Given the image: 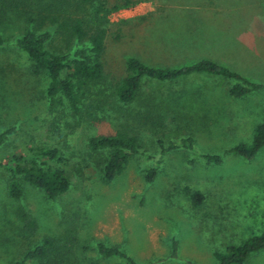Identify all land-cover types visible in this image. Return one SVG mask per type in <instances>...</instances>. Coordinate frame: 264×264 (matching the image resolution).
Listing matches in <instances>:
<instances>
[{
	"label": "rangeland",
	"instance_id": "obj_1",
	"mask_svg": "<svg viewBox=\"0 0 264 264\" xmlns=\"http://www.w3.org/2000/svg\"><path fill=\"white\" fill-rule=\"evenodd\" d=\"M110 21L108 78L92 89L76 117L63 105L50 106L48 73L35 75L25 51L0 47V133L13 129L0 144V158L25 152L28 143L76 154L67 166L71 187L56 200L29 183L22 198H12L9 173L0 166V264L20 258L46 236L61 245V264H128L100 255L99 242L122 244L141 264H216L215 250L264 231V147L252 159L225 154L239 142H251L255 126L264 122V90L234 97L233 79L207 73L172 81L147 78L124 104L109 84L122 77L131 56L158 67L208 58L264 83V0H138L113 12ZM24 24L13 18L0 32L12 41ZM57 43L67 46L62 38ZM78 47L72 43L73 51ZM117 130L136 134L145 155H132L108 182L88 154L87 140ZM187 137L193 138L191 146L181 141ZM206 154H221L223 162L209 164ZM153 166L157 175L148 182L145 174ZM187 187L204 194L199 206ZM18 206L38 221L36 234L27 239ZM245 264H264V250Z\"/></svg>",
	"mask_w": 264,
	"mask_h": 264
},
{
	"label": "trees",
	"instance_id": "obj_2",
	"mask_svg": "<svg viewBox=\"0 0 264 264\" xmlns=\"http://www.w3.org/2000/svg\"><path fill=\"white\" fill-rule=\"evenodd\" d=\"M138 0H55L44 5L40 0H0V27L13 18H23L24 25L15 40L7 41L0 32V47L14 46L25 51L32 59L31 70L35 75L47 72L49 83L47 97L51 107L64 106L73 116H80L88 94L94 87L106 83L104 55L110 32V15L122 8L136 4ZM62 38L67 46L56 43ZM79 45L73 51L72 43ZM125 72L121 78L109 79L115 100L124 104L133 101L144 79L172 81L194 74L219 75L233 79L229 93L234 97H244L253 92L264 90V83L254 82L227 66L204 58L180 67H158L146 64L138 57L131 56L125 62ZM0 133V144L7 133ZM183 145L194 142L192 137L181 140ZM175 146V144H173ZM25 152L10 154L6 161L0 158V166L9 173L8 194L15 199L24 195V184L43 191L50 200H56L71 187L67 166L71 157L62 150L49 144L31 146ZM264 147V122L254 128L251 142H239L227 149L225 154H235L252 159ZM87 152L100 165L106 181L111 182L123 171L129 158L135 154H144L139 137L128 131L117 130L114 133L93 135L87 140ZM145 155V154H144ZM207 163L220 164L221 154H206ZM79 168V166L77 167ZM157 166L145 174L148 182L157 175ZM192 203L199 206L204 194L199 190L186 188ZM17 217L21 223L22 235L27 239L38 230L37 219L23 206H18ZM100 255L119 256L128 264L138 263L124 249L122 244L97 243ZM178 242H173L172 257L177 256ZM61 245L54 236L44 237L41 243L30 246L20 258L7 264H61L63 257ZM264 250V231L248 236L239 244H230L225 250L213 252L216 264H245L250 257ZM153 260L147 264H157Z\"/></svg>",
	"mask_w": 264,
	"mask_h": 264
}]
</instances>
